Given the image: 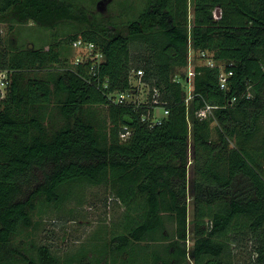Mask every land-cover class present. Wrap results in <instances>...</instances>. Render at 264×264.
I'll return each mask as SVG.
<instances>
[{
	"label": "trees",
	"instance_id": "1",
	"mask_svg": "<svg viewBox=\"0 0 264 264\" xmlns=\"http://www.w3.org/2000/svg\"><path fill=\"white\" fill-rule=\"evenodd\" d=\"M71 6L68 0H0V23L52 27L87 19ZM143 11L129 20L127 33L90 22L67 29L65 39L16 49L2 46L0 36V67L13 70L0 108V264L18 255L24 264H61L49 243L28 253L15 237L35 225L40 205L62 208L84 183L106 184L124 202L133 195L146 201L142 220L106 242L101 252L107 258L91 257V264L111 258L110 264H228L224 255L230 242L244 238L243 223L256 262L264 264V0H148ZM77 37L96 42L104 60L54 67L64 43ZM189 38L195 50H212L233 71L226 88L218 65L195 64L188 99L186 74L175 71L188 64ZM41 66L51 72L25 79L26 70ZM138 69L150 98L157 88L169 110L161 122L149 120L152 100L119 104L109 97L131 89ZM53 104L64 123L52 130L45 121ZM100 104L107 106L104 126L88 113ZM207 104L212 113L201 118L198 111ZM188 195L194 201L191 246ZM200 202L218 208L207 229L197 221ZM227 232L233 234L225 239Z\"/></svg>",
	"mask_w": 264,
	"mask_h": 264
},
{
	"label": "rangeland",
	"instance_id": "2",
	"mask_svg": "<svg viewBox=\"0 0 264 264\" xmlns=\"http://www.w3.org/2000/svg\"><path fill=\"white\" fill-rule=\"evenodd\" d=\"M71 7L78 15L85 14L87 19H65L60 20L54 26H44L33 21L27 23L2 22L0 23L1 44L8 49L29 47L33 45H47L53 40L65 39L66 30L72 27L83 28L88 23L106 22L112 27L127 33L129 20L140 18L141 13L147 7L148 0H68ZM191 2V0H189ZM143 11V12H142ZM192 16V8L189 9V17ZM68 31V30H67ZM64 54L59 64L54 67L70 66L76 62L80 52L70 43H64ZM212 50H209L210 53ZM205 59L200 57L196 50L193 54L192 64L204 63ZM224 65V64H223ZM47 66L35 67L25 71V79L29 76H47L51 70ZM177 73L186 74L187 65L177 67ZM175 73L173 77H176ZM131 80L133 87L130 89L134 93L133 97L137 101L147 102L150 98L151 87L142 80L140 75L132 71ZM188 87V86H187ZM188 90V89H187ZM132 97V98H133ZM156 116L165 114L164 109L156 107ZM88 113L93 116L99 125L104 126L107 122V106L95 105L88 109ZM212 112H210L211 114ZM48 117L45 121L49 129H56L64 123V119L57 110L55 104L48 109ZM209 114V115H210ZM213 117V116H212ZM214 119V118H213ZM216 120H211V135H218L215 129ZM193 151L189 147L188 168L193 171ZM190 208L191 232L187 240L188 246L194 242L193 222H194V201L192 196L187 198ZM146 201L142 195L132 196L127 202L119 199L115 192L106 184L84 183L79 187L76 197L67 202L62 208L45 204L40 205L34 214L36 221L31 228H26L15 237V244L23 251L35 253L36 246L41 243H49L53 250L60 256L61 264H67V260L72 264L83 261L89 264L92 257L102 258L101 249L110 239L119 234L127 232L134 227L138 221L142 220L145 212ZM198 218L202 228H209L210 215L217 210V205L212 207L202 204L197 205ZM135 219V221H134ZM246 223L240 226L241 237L238 242H230V251L224 255L228 264H259L256 262V252L254 249L251 233L248 231ZM166 226L169 231H173L175 224L167 221ZM232 232H227L223 237L229 238ZM238 233L239 236H241ZM84 255V256H83ZM86 256V257H85ZM124 254L116 256L118 263H121ZM113 257V256H112ZM15 258V259H14ZM12 261H3L2 264H24L21 256H15ZM17 258V259H16ZM20 261V262H16ZM112 258L109 259L110 264ZM103 263V262H102ZM101 263V264H102ZM91 264V263H90Z\"/></svg>",
	"mask_w": 264,
	"mask_h": 264
},
{
	"label": "built area",
	"instance_id": "3",
	"mask_svg": "<svg viewBox=\"0 0 264 264\" xmlns=\"http://www.w3.org/2000/svg\"><path fill=\"white\" fill-rule=\"evenodd\" d=\"M216 16H219L221 14V10L219 8H216L214 11ZM189 51H188V64H187V73H186V79L188 81V92L190 93L188 96V99L191 97V91L193 89V81H192V76H193V66L192 64L193 61V54L196 51L192 46H191V39L189 38ZM73 47H75L79 52L80 55L77 56L76 62L83 61L86 59H92L94 61V65L97 63H100L102 60H104L105 56L103 51L100 49V47L97 45L96 42L92 40L85 39L83 37H77L72 41ZM200 53V57L205 59V64L211 65V66H216L218 65L220 67V85L222 88H226L228 85V81L230 76L233 74L232 70H225L224 65L222 63H218L214 57H213V52L209 50H198ZM137 75H140L141 77L144 74L143 69H138L136 70ZM13 81V70L10 68H2L0 67V108L3 106V100L8 96L9 92V87ZM105 87L108 86V83L106 82L104 84ZM134 93L129 90H124V91H117V92H112L110 93L109 97L114 103H128V102H133V103H140V101H137L135 97H133ZM159 91L157 88L154 89L153 92V100L152 103V108H153V114L150 117L149 120H151V124H155L158 122H161L163 117L167 116L169 113V110L161 105L160 99H159ZM133 97V98H132ZM149 102V100H146ZM146 103V102H142ZM161 106L164 109L165 114L162 115L161 117L156 116V107ZM213 105L207 104L206 107L201 108L198 111V115L201 118H207L212 112ZM147 118L144 116V119Z\"/></svg>",
	"mask_w": 264,
	"mask_h": 264
}]
</instances>
